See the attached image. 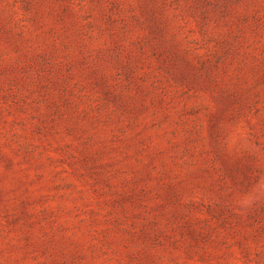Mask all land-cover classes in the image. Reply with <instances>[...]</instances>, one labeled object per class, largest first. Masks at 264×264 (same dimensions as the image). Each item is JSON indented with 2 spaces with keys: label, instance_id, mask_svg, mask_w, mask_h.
Returning <instances> with one entry per match:
<instances>
[{
  "label": "rangeland",
  "instance_id": "rangeland-1",
  "mask_svg": "<svg viewBox=\"0 0 264 264\" xmlns=\"http://www.w3.org/2000/svg\"><path fill=\"white\" fill-rule=\"evenodd\" d=\"M0 264H264V0H0Z\"/></svg>",
  "mask_w": 264,
  "mask_h": 264
}]
</instances>
